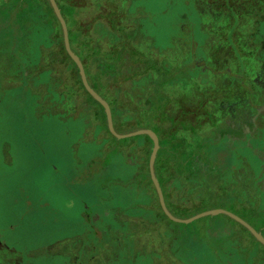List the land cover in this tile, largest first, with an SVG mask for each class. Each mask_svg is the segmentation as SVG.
<instances>
[{"label":"rangeland","instance_id":"obj_1","mask_svg":"<svg viewBox=\"0 0 264 264\" xmlns=\"http://www.w3.org/2000/svg\"><path fill=\"white\" fill-rule=\"evenodd\" d=\"M66 6L73 10L74 19L84 31L93 26L88 35L96 32L99 38L109 32L104 20L112 14L118 28L114 30L116 35H138L136 44L128 46L132 52H148L155 57V64L162 62L163 54L173 56L175 67H180L176 72L179 78L188 75L183 73L193 67L201 85L185 91L181 90L182 83L169 86L165 92L167 118L204 99L210 126L201 127L202 134L214 140L219 136L223 147L225 129L231 130L229 142L242 144L247 139L255 151L263 154L260 148L264 146V134L250 137L256 108L264 105V0H69ZM36 29L33 47L26 50L28 67L24 73L28 82L24 83L13 78L17 64L9 55L17 51V42L0 27V240L32 248L37 264H61L63 257L59 258L56 250L72 244L70 240L76 234L94 225L90 214L97 216L96 220L103 216L101 225L111 221L105 217H112L108 211L120 208L122 212H113L110 223L117 232L112 236L119 241L118 251L117 246L112 249L107 248L108 243L103 244L96 253L84 254L78 264H103L104 254L114 255L115 260L108 264H264V247L225 215L203 217L190 224L162 220L157 191L143 179L145 143L132 142L140 136L119 140L107 134V117L86 97L79 70L65 62L59 28L54 30V36L52 28ZM120 51V45H115L112 58ZM88 65V81L110 100L118 94L124 104L132 107L146 93L154 92L152 81L143 80L146 72L142 73L136 62H129L127 79L118 68L111 76L103 74L101 61ZM141 66L147 67V63ZM171 70L167 78L172 77ZM120 87L127 96L120 94ZM126 114L131 117L127 128L148 123L143 112L136 115L129 109ZM258 122L264 129V118ZM159 125L165 144L182 134L173 131L167 121ZM218 127L224 130L215 136ZM239 129L241 134H235ZM185 147L187 151H177L187 157L184 161L168 158L169 150L164 146L163 178L174 172L173 165L178 162L187 163L193 172L212 169L205 161L196 170L193 163L197 160L192 159L201 162L200 157L191 155V145ZM240 166L238 181L248 167ZM256 168L250 173H256L262 189L260 169ZM230 176L229 170L222 199L214 197L212 203L231 201ZM174 184L172 180L167 185ZM169 192L171 199L183 197L187 213H200V195L190 198L187 190ZM124 218H130V223ZM228 236L243 240L237 253L219 250L221 244L232 243ZM230 253L233 255L229 257ZM94 254L97 256L90 258Z\"/></svg>","mask_w":264,"mask_h":264},{"label":"trees","instance_id":"obj_2","mask_svg":"<svg viewBox=\"0 0 264 264\" xmlns=\"http://www.w3.org/2000/svg\"><path fill=\"white\" fill-rule=\"evenodd\" d=\"M56 1L62 11L63 17L67 22L72 50L80 57L81 61L83 62L88 80L90 79L88 63L96 62V60H98L103 63V74L111 76L112 73H115V68H118V72L125 76L124 79H127L126 77L128 76L127 69L129 62H136L139 64V68L143 70L142 73L146 72L143 80H146V83H149V80L152 81L151 86L152 90L154 89V92L150 95L149 93H146L144 99L137 103H132V107L129 103L124 104L125 101H122L118 94L115 96V99H108L97 88H95V86H93L90 81L89 83L92 88L109 103L113 114L114 127L118 133L126 134L140 129H151L159 136L160 150L155 162V172L163 189L166 205L169 211L175 217L181 219H187L197 214L196 212L187 213L188 208L184 206V200L182 196L180 199H176L174 197H172V199L170 198V189L180 192L182 190H187L190 194V198H192L193 195L201 196L202 202L200 203V213L211 209H225L239 216L251 226H253L257 231L262 232L264 235V190L259 188V185L257 184L256 173H250V171H252L255 166H257L258 160H256V151L253 148L248 147L246 143L241 144L240 142L235 141H230L231 143L229 147L224 148V146L222 147L221 142H219V145H217V141L212 137L210 138V135L202 134V132H204L202 128L204 126H208L210 122V117L204 112L206 105V101L204 99L198 100L191 108L187 107V110L183 108L182 112L179 114H175L168 118L165 116V103L168 101V97L165 92L169 86L171 87L173 85L182 83L181 90L185 91L186 88L191 90L193 85H201V83L198 82L200 80H197L199 78H196L195 72L192 71L193 67L191 66V68L187 69L184 73L182 71L183 75L185 73L188 75H184V77L179 78L181 75L176 74V72H180V70L177 71L180 67H175L174 63L176 61H174L173 56H170L166 53V55H168L166 57V55L163 54L164 58L162 59V62L160 60L158 64H155V57L148 52H141L137 54L132 52L129 50L128 46L131 45L132 42L134 45L136 44L137 39H139L138 35L133 34V32H130L128 36L116 35L115 29L118 31V28L112 14H108L107 20H104L107 21L106 25L109 32H107L105 35L99 36V38H97L98 35L95 34L96 32L90 33L88 35L87 32H90L93 26H88L86 31H84L85 29L82 28L80 23L74 19L72 13L73 10L66 6L69 0ZM69 10H71V12H69ZM44 26L46 28L49 27L53 29V36L54 30L57 27L59 28L60 36L62 38V51L66 59L64 60L65 62L73 65L75 69L78 70L76 64L69 57L65 50L63 42V30L49 0H0V27L5 28L9 38H12L17 42V51L9 55L11 57L10 59L17 64L15 71L16 74L13 76V78H18L19 82H28L25 81L27 76L24 73L28 67V61L25 60L27 59L26 50L33 47L31 44L33 43L32 35H34L35 31L37 30L36 28L43 27L44 29ZM122 32L126 33L125 30H122ZM50 37L52 38L51 35ZM140 42L142 43L141 40ZM118 44L120 45L121 51L117 56H115V58H112L113 48H115V45ZM83 52L87 55L88 60L84 58V55L82 54ZM172 54L174 55V53ZM135 55H137L138 58H134ZM144 62L147 63V67L141 66V64ZM170 69H172V77L167 78ZM78 78L79 82H81V87L83 88L86 97L89 100L95 102L102 109L103 116L106 118L103 107L86 91L80 75H78ZM183 80L188 81L186 84H183L185 82H182ZM119 91L120 94L123 95V89L121 87ZM124 94L125 95L123 96H127L126 92ZM171 102L172 104L178 106L176 101L169 100V103ZM126 105H130L131 108L128 106L126 107ZM129 109L132 110V112H134L136 115H139L141 112H143V117L146 118V122L148 123H135L133 126H131L132 128H127V122L129 119H131L130 115L126 114ZM166 121L170 124L173 131H181L182 134L175 135L174 138L168 139L165 144L162 142V129L159 127V123L162 125V122ZM106 132L113 139H116L110 133L108 128H106ZM187 137H190L191 139H188ZM137 138L139 140L132 139V142H144L145 144L142 146V150H145L147 154L146 171L144 172L143 179L145 181H149V186L154 188L148 168L152 141L147 135H142ZM214 143L216 146L212 147ZM186 144L191 146L195 145V152L198 150V152L203 154L204 158L215 159L212 162L213 164L209 165L212 166V169L208 170L206 173L193 172L190 171L191 169H189L187 163L181 164L178 162L173 165V168L175 169L174 172L167 173L166 177L163 178L162 158L164 155V146L166 145L169 150V152L167 151V153H169V155H167L168 158H172L174 160L183 159L185 161L187 160V157H182V155L177 151ZM217 148H220V150ZM260 149H263L264 151V146ZM240 165L248 166L246 167L244 174L241 175V182L238 181L237 177V169L241 167ZM226 167H228L231 171L229 181L231 186L229 198H231V201L228 204L212 203L211 200H213L214 197H216L217 200H221L222 197L220 196L221 194H224L223 191L227 185V175L225 173ZM172 180L175 184L172 187H169L167 184H170V181ZM157 206L159 207V210L162 214V220L172 223L164 214L158 199ZM225 217L227 220L232 221L241 229H243L258 246L264 247V245L258 242L244 226L240 225L238 222L226 215ZM234 237H231V244L228 246L226 243L221 244L219 246V250L228 249L234 253H237L236 248L239 245L244 244V242L243 240H240V242L237 243L235 242L236 240H234ZM235 239H239V236H236ZM230 254L233 255V253Z\"/></svg>","mask_w":264,"mask_h":264},{"label":"crops","instance_id":"obj_3","mask_svg":"<svg viewBox=\"0 0 264 264\" xmlns=\"http://www.w3.org/2000/svg\"><path fill=\"white\" fill-rule=\"evenodd\" d=\"M261 107V106H260ZM258 108V107H257ZM257 108H256V114L254 116V125L252 127L254 132L252 133L251 137L252 139L254 138H260L261 134H264V129H261L258 120L264 118V113L260 114L257 116ZM251 127V129H252ZM263 132V133H262ZM215 140L217 141L216 144L219 145V139L215 138ZM247 146L252 148L251 145L247 139H245ZM221 142V141H220ZM257 154V159L258 163L257 164V168L256 170L259 171L258 169H260L259 173V181L262 185V189H264V151L263 154L261 152H259L258 150L256 151ZM114 210V211H113ZM111 213L112 217L109 218L108 216H105L106 218H108L109 220L111 219V221L109 222H101V225H99L103 230H101L102 232V239L98 238V236L92 231V226L89 230L85 229L81 234H76L75 237L73 238V243L68 244V245H61L58 247V249L56 250V253L60 257H63V263L61 264H78V262H81V258L83 257L84 254H93L96 253L98 250V247L102 246L103 244H107L108 243V247L107 248H112L114 249L116 246V251H118L119 249V241L117 239V237H113L112 235H115L114 229H112L110 223H112V219H113V215H115L113 212L116 213V215H120V212H122V210L120 208H115V209H111V211H108ZM126 223H130V218H124ZM101 220L103 221V216H100V218L98 219V221ZM125 225V224H124ZM63 240L60 241V243ZM58 244V242H57ZM117 253V252H116ZM36 252H34V250L30 247H21L18 246V244L13 243V242H9V241H2L0 240V264H37L36 263V259L38 257L35 256ZM47 255H49V253H47ZM117 256V254H115ZM232 254L229 255V257ZM97 254L91 255L90 258L92 257H96ZM104 256V257H103ZM102 256V259H104V263L103 264H108V263H112L115 258L114 255H108V254H104ZM61 261V260H60ZM226 264H232L231 261H227Z\"/></svg>","mask_w":264,"mask_h":264},{"label":"water","instance_id":"obj_4","mask_svg":"<svg viewBox=\"0 0 264 264\" xmlns=\"http://www.w3.org/2000/svg\"><path fill=\"white\" fill-rule=\"evenodd\" d=\"M49 2H50L51 6L54 10V13H55L56 17L58 18V20L61 24V27H62L65 50L68 53L69 57L76 64V66L79 70V74H80L83 86L85 87L86 91L93 97V99L95 101H97L103 107L105 114H106V117H107L108 129H109L110 133L115 138H117L119 140L126 139V138H132V137H136V136H142V135H147L152 140L153 148H152L150 160H149V171H150L151 180H152L153 185H154V187L157 191V194H158L160 206H161L164 214L170 220L174 221L175 223H179V224H190V223H192V222H194L200 218L207 217V216L226 215V216L230 217L231 219L235 220L236 222H238L239 224H241L242 226H244L256 238V240L258 242H260L262 245H264V236L262 235V233L258 232L253 226H251L248 222H246L245 220H243L239 216H237L234 213L227 211L225 209H212L209 211L199 213V214L192 216L190 218H187V219L177 218L169 211V209L166 205V201H165V197H164L162 187L160 185V182H159V180L156 176V172H155V162H156L157 155H158V152L160 149V140H159L158 135L151 129H140V130H137V131H134L131 133H127V134H120L116 131V129L114 127V122H113L112 110H111L109 103L91 87V85L89 84L87 75H86L85 67H84L80 57L78 55H76L74 53V51L72 50L68 26H67L65 18L62 15V11L59 8L57 1L56 0H49ZM263 113H264V105L257 108V116L260 114H263Z\"/></svg>","mask_w":264,"mask_h":264},{"label":"flooded vegetation","instance_id":"obj_5","mask_svg":"<svg viewBox=\"0 0 264 264\" xmlns=\"http://www.w3.org/2000/svg\"><path fill=\"white\" fill-rule=\"evenodd\" d=\"M212 72H213V71H212ZM213 73H214V72H213ZM215 74H219V73H215ZM242 82H243V81H242ZM260 126H261V125H260ZM240 128H241V127H240ZM219 130L222 131V130H224V128H219V127L216 128V131H217V132H216L215 136H216V135H220V134H219ZM225 132H226V133H225L226 135L224 136L225 139H224V141H223V144H224L225 147L228 148V147H229V143H230V142H229V139H230V132H231V130H227V129H225ZM240 132H242V129H239V132H237V133H235V134H241ZM240 136H241V135H240ZM240 136H239V137H240ZM218 137H219V136H217V138H218ZM241 138H242V137H241ZM186 145H187V144H186ZM186 145H185V146H186ZM185 146H183L184 148H182V149L180 148V149H181V150H184V151H185V150L187 151V148H186ZM194 147H195V145L192 146L193 151L191 152V155H192V156H195V155H196V156H199V157H200V161H201V162H199V159H198V158H197V159H192V160H197L196 163H193V165H194V167H195L196 170H199L200 166H203V163H205V161H206L208 164H211V163L215 160V159H210V158H209V159L204 158V157H203V154H201L200 152H198V150L195 152ZM195 149H196V148H195ZM198 162H199L200 164H199ZM226 162H227V160H226ZM263 166H264V165H263ZM225 173H226V175L229 174V168H228V167L225 168ZM259 174H260V173H259ZM260 175H261V174H260ZM173 194L175 195V194H177V193L174 192ZM149 209H152V208L150 207ZM84 213H85V212H84ZM86 215H87V214H86ZM90 216H91V217H90V220L94 223V225L92 224V225H93L92 228H91L92 231L98 236V238H101V239H102L101 227L99 226V225H100V224H99V221L96 220V217H97V216H95L94 214H90ZM97 218H98V217H97ZM99 218H100V216H99ZM96 221H97V222H96ZM234 240H236V241L239 240V242H240V237H239V239H234ZM236 241H235V242H236Z\"/></svg>","mask_w":264,"mask_h":264}]
</instances>
